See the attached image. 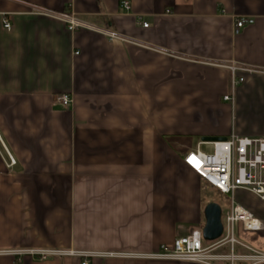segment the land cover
<instances>
[{"label": "crops", "instance_id": "0c3cea01", "mask_svg": "<svg viewBox=\"0 0 264 264\" xmlns=\"http://www.w3.org/2000/svg\"><path fill=\"white\" fill-rule=\"evenodd\" d=\"M128 1L0 0L13 24L0 15V264L83 261L21 249L89 252L90 264H202L142 255L203 229L206 206H222L187 152L209 145L204 137L264 136V0ZM63 13L84 26L70 30ZM241 16L254 22L236 32ZM230 62L253 69L234 104L224 100ZM234 198L264 224L263 200ZM238 236L264 251V228ZM248 253L236 246L235 264H251Z\"/></svg>", "mask_w": 264, "mask_h": 264}, {"label": "built area", "instance_id": "2783aa9c", "mask_svg": "<svg viewBox=\"0 0 264 264\" xmlns=\"http://www.w3.org/2000/svg\"><path fill=\"white\" fill-rule=\"evenodd\" d=\"M121 6L129 10L130 2L122 0ZM0 15L3 16L4 27L11 30L13 24L6 17V13L0 11ZM60 17L68 23L70 30L84 26V23L72 14L63 13ZM253 22L252 18L241 16L236 20L235 31L238 32ZM144 25L148 26V23ZM105 32L112 38H121L115 32L107 29ZM224 66L231 72V92L224 96V100L234 104L236 89L244 82V74L253 69L238 62H230ZM58 101L64 106H69L72 98L68 93H63L58 97ZM205 143L213 147L211 153L197 149L187 152L184 159L186 164L206 183L220 193L229 196L230 205L222 215L223 235L216 241H207L203 237V229L197 228L190 234L176 238L172 244L162 245L159 252L142 256L149 260L159 261L217 264L216 262L226 260L229 264H235L237 260L235 247L241 246L249 252L248 256L242 257L244 260H250L251 264L262 263L264 262V251L241 239L238 232H259L263 230L264 224L244 206L237 203L234 196L238 190H246L264 201V136L249 137L232 133L224 139L205 141ZM12 162H15L14 159ZM226 245L231 248L228 254H215L216 249ZM14 254L19 257L29 255L42 260L56 256H80L83 258L82 264H90L89 257L95 255L75 249H21L16 250ZM104 255L117 256L118 254L109 252Z\"/></svg>", "mask_w": 264, "mask_h": 264}, {"label": "water", "instance_id": "95a60500", "mask_svg": "<svg viewBox=\"0 0 264 264\" xmlns=\"http://www.w3.org/2000/svg\"><path fill=\"white\" fill-rule=\"evenodd\" d=\"M225 137H204V141L224 139ZM206 224L203 228V237L207 241H216L224 231L222 220L223 209L219 203L210 202L205 208Z\"/></svg>", "mask_w": 264, "mask_h": 264}, {"label": "rangeland", "instance_id": "374dc122", "mask_svg": "<svg viewBox=\"0 0 264 264\" xmlns=\"http://www.w3.org/2000/svg\"><path fill=\"white\" fill-rule=\"evenodd\" d=\"M201 149H202L203 152L211 153L212 150H213V147L212 146H209V145H203ZM207 185H208L209 194L222 196V198L220 200V203L225 208L228 205V202H229V201H227L225 195L222 194V193H220L215 188L211 187L208 183H207Z\"/></svg>", "mask_w": 264, "mask_h": 264}]
</instances>
